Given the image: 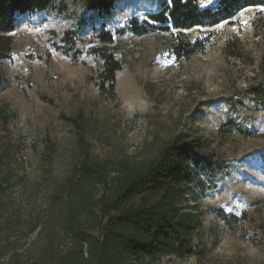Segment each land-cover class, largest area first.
Segmentation results:
<instances>
[{"label":"rangeland","instance_id":"rangeland-1","mask_svg":"<svg viewBox=\"0 0 264 264\" xmlns=\"http://www.w3.org/2000/svg\"><path fill=\"white\" fill-rule=\"evenodd\" d=\"M161 1L119 2L104 25L110 45L101 43L102 21L81 0H57L17 18L0 62V264H90L74 232H91L89 209L103 189L84 185L72 199L64 193L80 138L91 158L115 171L122 161L157 158L175 139L198 137L229 163L197 203L196 240L206 256L154 264H264V109L246 95L259 75L264 10L246 9L214 28L134 34L132 21L147 20ZM183 41L203 49L178 58L174 47ZM105 46L122 66L114 93L99 88ZM230 121L256 137L223 134ZM220 211L242 219L235 230Z\"/></svg>","mask_w":264,"mask_h":264},{"label":"trees","instance_id":"trees-1","mask_svg":"<svg viewBox=\"0 0 264 264\" xmlns=\"http://www.w3.org/2000/svg\"><path fill=\"white\" fill-rule=\"evenodd\" d=\"M57 0H0V62L7 59L16 29L17 18L41 13L53 7ZM87 10L102 21L100 41L113 43L105 22L113 15L116 5L125 0H81ZM161 9L139 23L132 21L136 35L151 30L161 32L190 31L196 28H214L236 17L249 8L264 10V0H218L213 7L202 8L200 0H162ZM263 55L259 75L246 92L257 109H264V27ZM203 49L201 44L183 41L174 47L178 58H188ZM102 66L99 88L114 93L116 76L122 66L106 46L99 50ZM223 134L237 132L256 137L250 129L233 121L221 129ZM0 130V142L3 138ZM212 141L198 138L175 139L165 144L157 158L133 165L120 162L111 171L104 162L91 158L84 138L79 139L80 160L72 176L64 184L69 199L75 198L82 186L99 187L102 194L89 214L95 224L91 232L75 230L81 258L83 246L90 251V264H154L164 258L178 260L202 259L207 250L197 243L202 224L197 203L217 184L229 168V163L211 149ZM57 197V196H56ZM189 203L195 205L190 206ZM221 221L235 230L241 218L220 211ZM77 213H71L73 221ZM100 232L97 236L94 232ZM43 264V263H32ZM87 264V263H86Z\"/></svg>","mask_w":264,"mask_h":264},{"label":"snow or ice","instance_id":"snow-or-ice-1","mask_svg":"<svg viewBox=\"0 0 264 264\" xmlns=\"http://www.w3.org/2000/svg\"><path fill=\"white\" fill-rule=\"evenodd\" d=\"M169 2H171V0H169Z\"/></svg>","mask_w":264,"mask_h":264}]
</instances>
